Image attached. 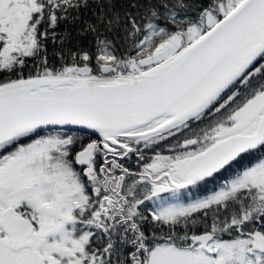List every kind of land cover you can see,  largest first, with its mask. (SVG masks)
<instances>
[{"label":"snow or ice","instance_id":"snow-or-ice-1","mask_svg":"<svg viewBox=\"0 0 264 264\" xmlns=\"http://www.w3.org/2000/svg\"><path fill=\"white\" fill-rule=\"evenodd\" d=\"M0 264H264V0H0Z\"/></svg>","mask_w":264,"mask_h":264},{"label":"trees","instance_id":"trees-1","mask_svg":"<svg viewBox=\"0 0 264 264\" xmlns=\"http://www.w3.org/2000/svg\"><path fill=\"white\" fill-rule=\"evenodd\" d=\"M131 166H132V167H135V166H136V162H135L134 159L131 161Z\"/></svg>","mask_w":264,"mask_h":264}]
</instances>
